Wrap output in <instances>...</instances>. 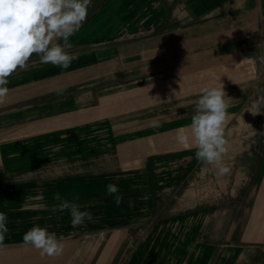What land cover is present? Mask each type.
Listing matches in <instances>:
<instances>
[{
    "label": "crops",
    "instance_id": "0c3cea01",
    "mask_svg": "<svg viewBox=\"0 0 264 264\" xmlns=\"http://www.w3.org/2000/svg\"><path fill=\"white\" fill-rule=\"evenodd\" d=\"M69 43L67 51L77 57L69 68L41 64L33 54L27 70L18 69L8 78V102L0 105V212L7 215L9 231L0 250V264H226L227 255L239 258L237 264H264V157L258 158L264 149L251 144L245 150L230 151L225 164L242 170L260 167L262 183L255 192L244 232L223 248L217 230L198 224L188 228L180 224L176 231L155 226L116 263L122 240L137 230H107L111 223L107 219L95 221V226L86 219L73 228L68 210H53L60 203L54 198L57 193L82 211L107 207L106 182L99 184L98 177L105 176L103 161L108 154L90 152L101 149L102 139L66 143L77 133L66 131L63 122L71 116H89L101 123L102 117L123 107L120 97L131 105L148 103L171 92L175 94L172 97H178V80L166 83L163 78H178L180 68L192 69L188 86L189 82L193 86L197 83L195 73L205 82L219 71L249 72L252 65L244 59L255 61V73L263 71L264 0H91L86 21ZM60 89L63 91L58 92ZM238 91L229 108L242 105L244 93ZM198 98L179 105L183 115L170 124L168 129L174 130L169 136L172 148L163 155L185 150L175 144L176 130L183 123H191L195 109L190 107ZM188 151V157L195 156V150ZM152 152L146 154L147 160L153 158ZM88 162L94 167L86 169ZM144 165L141 171L149 175L147 161ZM246 180L243 184L251 181L247 176ZM253 183L256 186L259 179L255 177ZM117 187L123 200L117 205L110 196L115 207L128 202L139 205V187L134 189L128 183ZM144 190L149 196L146 204L150 215L143 224L163 220L166 225L172 216H157L159 202L148 179ZM47 221L64 244L59 257H41L23 243L25 232L37 225L45 227ZM206 235H213V240L206 241Z\"/></svg>",
    "mask_w": 264,
    "mask_h": 264
},
{
    "label": "rangeland",
    "instance_id": "374dc122",
    "mask_svg": "<svg viewBox=\"0 0 264 264\" xmlns=\"http://www.w3.org/2000/svg\"><path fill=\"white\" fill-rule=\"evenodd\" d=\"M176 66L179 68L180 64H176ZM190 70L192 69L180 68L178 78L176 75L163 78L166 83L178 80L181 87V91L177 93L178 97H172L171 95L175 94L171 92L170 94L166 93L164 97L154 98L148 103L133 105L124 104L123 97H120L119 105L123 107L115 113H108V116L102 117L101 121L98 120L101 123L97 120H90L89 116L76 117V119L71 116L69 121L61 124L67 126L64 128L66 131L76 130L74 132L78 135L71 136L66 143L102 139L101 149L97 148V152L94 148L90 150L93 154H108L103 161L106 166L105 176L98 177L99 184L105 180L104 187L107 189V185L110 183L117 186L128 183L134 189L139 187L138 190H142V193L138 191L139 194H137L140 197L139 205L131 206V202H128L121 207H115L117 205L113 203L114 198L111 197V199L112 195L106 193L107 207L103 210L90 212L93 217L92 226H95V221L107 219L111 222L108 223L107 230H124L126 232L137 230V234H129L122 240V249L116 252V254H120L119 258H115H118L116 263L129 255L135 249L136 243L140 240L143 241L146 233L153 231L155 226L160 230L169 228L176 231L180 230V224L184 228L198 224V226H203V229L217 230L219 231L218 241L222 243L221 247L223 248L226 245H231L241 236L245 230V223L251 216L255 192L262 183V178L258 177L260 167L245 168L244 170L230 168L229 175L217 177L213 167L203 165L197 161L195 156L188 157L189 149H185L178 155H173L172 152L163 155V151L172 148L169 136L174 130L171 131L168 128L172 122L178 121V116L183 115L184 109L179 105L199 97L200 90L209 86L208 83L217 87L223 83L226 92L224 98L227 104L231 102L236 90H239V93H244L242 105H237L239 108L237 106L233 107L234 109L229 106L227 108L230 120L225 128V138L228 141L229 151L224 156L223 162H229L230 151L247 148V145L250 144L257 146L259 150L264 149V108L254 107L257 101L264 97V70L258 71L254 76L249 72L238 74L229 70L225 73L219 71L213 73L210 80H205V82H203L201 74L195 73V82H197L195 86L191 85ZM198 80H201L200 83ZM187 81H191L188 83L190 86L187 85ZM252 89L255 92L254 95H252ZM190 108L191 110L195 109V105L193 104ZM249 110H261V113L253 115ZM73 122L76 125H73ZM189 124L183 123L181 127ZM177 145L182 148L181 145ZM151 150L153 158L147 160L146 154ZM193 150L195 149L193 148ZM118 153L119 155H117ZM260 157H264V151L258 153V158ZM146 161L150 167L149 175H143L140 167L144 168ZM125 164L129 165L127 170L122 167ZM92 165L93 163L88 162L85 168L90 169L94 167ZM227 166L230 167V164ZM57 171L65 172V170L59 169ZM246 176L251 181L243 184L248 181ZM255 177L259 179L256 186L253 183ZM147 179L154 190L156 203L159 202L158 208L155 210L157 216L161 218L169 213L172 216L171 221L168 220L166 225L162 222L163 220L150 225H144L142 222L150 215V208H147L146 204L149 196L144 190ZM249 192H253L251 198H249ZM157 209H159V213ZM196 213H199L197 217ZM210 214L213 215L209 216ZM115 220H119V223L114 222ZM137 220H141V222L138 223ZM252 221L249 224L250 227ZM47 222L45 227L49 232L55 233L49 226L51 222ZM56 236L58 237L59 234L56 233ZM205 240L212 241L213 235H206ZM214 260L215 258L212 259V261ZM238 260L237 257L231 259L230 255H227L226 264H237Z\"/></svg>",
    "mask_w": 264,
    "mask_h": 264
},
{
    "label": "clouds",
    "instance_id": "9594fccd",
    "mask_svg": "<svg viewBox=\"0 0 264 264\" xmlns=\"http://www.w3.org/2000/svg\"><path fill=\"white\" fill-rule=\"evenodd\" d=\"M90 5L91 0H0V105L8 102V78L18 69L27 70L33 54L39 57L41 64H52L62 69L70 67L77 57L67 51L71 48L69 38L86 21ZM260 60L264 63V57ZM243 61L252 65L248 71L254 76L255 61ZM225 94L223 83L218 87H203L199 98L194 101L195 113L191 123L178 128L175 136L183 148H194L197 161L213 167L217 177L227 176L231 171L223 162L229 151L225 128L230 120ZM254 107L264 108V97ZM249 111L253 115L261 113V110ZM122 167L127 170L129 165ZM107 194L114 196L117 205L123 200L115 184L107 185ZM54 198L60 203L53 210H68L73 228L83 224L86 219L93 220L89 211H82L79 205L61 200L59 193ZM8 231L7 215L0 212V250L5 247V234ZM23 243L36 249L41 257H59L64 252V244L56 233L38 225L24 233Z\"/></svg>",
    "mask_w": 264,
    "mask_h": 264
}]
</instances>
